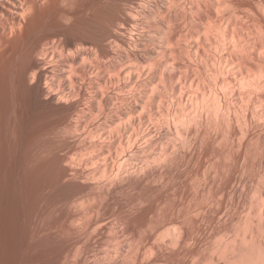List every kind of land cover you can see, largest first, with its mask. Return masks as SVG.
Here are the masks:
<instances>
[{
	"label": "bare ground",
	"instance_id": "6f19581e",
	"mask_svg": "<svg viewBox=\"0 0 264 264\" xmlns=\"http://www.w3.org/2000/svg\"><path fill=\"white\" fill-rule=\"evenodd\" d=\"M40 1L0 0V123L8 142L19 126L12 95L17 88L33 89L39 106L17 184L7 185L0 175V241L9 244L2 264L21 263L23 219L42 238V228L37 230L42 226L34 227L42 216L51 217L47 224L53 230L47 238L55 243L65 239L53 264H197L198 255L209 258L190 245L193 222L202 214L203 203L211 206L230 183L235 185L230 194L239 198L247 192L250 203L244 209L230 195L238 206L221 213L237 220L264 217V0H85L95 20L85 24L87 37L69 54L57 50L46 36L33 37L27 22ZM107 20L113 21L112 28L103 34L102 21ZM60 102L75 112L54 124L52 108ZM68 128L78 132V152L92 167L84 173L94 185L89 196L66 191V169L57 176L49 170L62 144L58 134ZM67 157L61 160L70 164L73 158ZM185 159L193 162L196 175L206 177L200 198L176 205L169 199L171 205L167 196H158L136 219L133 228L142 235L132 233L126 249L119 241L117 254L112 247L120 238H113L117 256L104 245L93 251L92 234L108 225L106 185L133 174L157 176L158 169ZM144 201H133L134 207ZM126 216L121 219L125 223ZM251 245L237 253L235 249L229 258L238 264H264V249L256 252ZM163 247L172 250L161 252ZM34 253L33 264L50 263L42 253Z\"/></svg>",
	"mask_w": 264,
	"mask_h": 264
},
{
	"label": "rangeland",
	"instance_id": "374dc122",
	"mask_svg": "<svg viewBox=\"0 0 264 264\" xmlns=\"http://www.w3.org/2000/svg\"><path fill=\"white\" fill-rule=\"evenodd\" d=\"M84 2H85V0H42V2L40 1V8L39 7L35 8L34 12L31 14L32 16L30 15V17L28 18L29 20L27 22V23H29V26H31L30 30H31V32H33L32 33L33 37L36 39L40 38L42 36L48 37L52 46L56 47L57 50H62V52L65 54L66 53L69 54L70 52H68V51H70V49L72 51L73 49H75L77 47L79 48L80 45L82 46L81 41L87 37V34H86L87 28H85V24L87 22H91V21L95 20L94 13L91 10H88L84 7ZM126 4H129V3H126ZM37 9H38V11L36 12ZM35 12H36V14H35ZM102 23H103V25H102ZM102 23H101V25L103 27L102 32H103V30L104 31L106 30V27L110 28V29L112 28L111 26H112L113 21L111 23L110 20L109 21L107 20L106 22L102 21ZM104 25H106V26H104ZM107 25H109L110 27H108ZM88 30L94 31V29H91V28H89ZM107 31H108V29H107ZM107 31H105V32H107ZM103 34H104V32H103ZM72 46L75 48H72ZM18 88H20V89H18ZM18 88H17V91H15L12 95H13L14 106L16 108L15 113L18 116L17 120L19 118L20 119L18 120V123H17L19 126L17 127L16 130H14V134L13 135L11 134L10 140L12 139V141H9V142L7 141V140H9L8 139L9 137L8 138L5 137L4 124L0 123V128H1L0 129V138H1L0 143L2 141V149L0 148V175H1L2 181L9 186H13V185L17 184L18 175H19V163H20V159L22 156V152H23V149L25 147V144H26L28 138L31 137L33 131L35 130L36 120L38 117V110H39V106L36 103L37 100L35 98L36 96H35L34 90L25 88L21 85ZM14 96H16V97H14ZM68 108H69L68 104L64 103V102H60L59 104L53 105L52 118H53L54 124H56V122L58 123L59 119L62 118L63 115L67 116L70 114L71 115L74 114V112H75V111H73L74 109L72 107H70L69 109ZM62 110H64V113L62 112ZM68 111H70V112H68ZM72 129L73 128L69 129L67 132L62 131V133L58 134L59 140L62 141V144H60L59 147H57L58 149L56 148L55 160H54V163H52L51 168H49V170L53 176L54 175L57 176V175H59L60 171H63V168L66 169L67 175H68L67 179H66V184H67V188L69 187V189H67L66 191L69 190L71 193L75 194L76 196H89V194H92L91 189L94 185H92V183H93L91 181L92 178L89 176L90 178L88 177V179H86V177H84V175L89 174L90 168L88 169L87 167H91V166L85 165L84 158H83L84 156H81L79 153L80 152V147H79L80 144H79V146L77 145L78 142L80 141L79 140L80 138H78L79 135L77 136L78 132L76 133V130L74 131V129L73 130ZM70 131H72V132H70ZM253 132H254L253 134H255V132H257V130L253 131ZM66 133H68V134H66ZM251 134H252V132H251ZM60 135H61V137H60ZM55 137L58 138L57 136H55ZM75 137H77V139H75ZM5 138H7V139L5 140ZM2 139L4 141H6V143H3ZM77 140H79V141H77ZM4 144H5V146H4ZM78 147H79V150H78ZM76 149H77V151H76ZM72 151H74V152H72ZM75 152H77V153H75ZM63 156L64 157L68 156L67 157L68 159H70L71 157L73 159L75 158V161L71 158L73 160V163L75 162L73 165L75 166L77 164V162L80 165L77 164L75 167L73 165H70V164H72V162H71L72 160H69V162L67 161L70 164L63 162L61 160V158H63ZM76 156H79V158L82 157L83 159L82 158L79 159ZM81 159L83 160V162ZM76 160H78V161H76ZM186 160L187 159L182 160V163L180 162L178 165L177 164H175V165L173 164V166L171 165V168H170V165H168L167 166L168 169H166L165 167L160 168V170L158 169V173L156 171H155L156 173L154 172L155 174H157V176L155 174H154L155 176L151 175L153 178L150 177V175H148V174H147V177H145L146 173H143L145 176L143 174L141 175V173H140L139 175L133 174L134 176L132 175L130 177L132 179L128 178L129 180H126V181H125V179H121L119 181L115 180L111 183H108L106 185V189L109 188V189H107L109 194L107 196H105L106 198L101 197V198H103L104 202L108 203V207H109L106 209V211H105L106 214L104 217L105 222L108 223V225H107L108 228H106L107 226H105V227H103V229H101V231H98L99 233L95 232V233H93L94 235L92 234L93 237H91L92 240L90 241V245L93 246V247H91V248H93V251L95 250V248H96L95 252H97L98 250H101L102 248L108 247V250L110 249V251H112L111 254L114 255L115 250L117 251L116 253L118 254V251H119L118 248H120V246L124 247L123 249H126L127 246L133 241L132 239L134 237L133 236L131 237L132 233L137 234L138 233L137 231H140L138 229V227H137V230H135L133 228V226H137V225H135L138 222V220L136 221V219L139 217V215H141L142 213L145 212V210L148 207L147 204L153 203L154 200H156V198H158V196L159 197L164 196V198L167 196L166 198L168 201L170 199V201H173V203L176 202L177 204L181 201L183 202V200L188 202V200L190 198L191 199L195 198V200H196V197H197V199H199L200 198L199 195L201 194L203 187H205L206 177L203 174H202L203 176L200 174H199L200 176L196 175V173L194 171L196 168L195 165L193 164L192 161H188V160L186 161ZM183 161H185V162H183ZM186 163H188V164H186ZM84 166H86V167H84ZM169 169H170V172H169ZM168 174H170V175H168ZM72 176H73V178H72ZM135 177L136 178L141 177V178L136 179ZM192 180H193V182H192ZM128 181H129V183H128ZM86 186H88V187H86ZM114 186H116V187H114ZM197 186H198V188H197ZM234 186L235 185L233 183H230L228 185V187L226 186V188L222 192L223 194L222 193L218 194V197L221 194H222V196H220V199L217 197L218 199H216V201H215L216 203L214 202L215 205H213L214 203L211 206H208L211 203L210 204H204L203 203V206L200 205L202 208V209L200 208L201 211L203 210L206 213H208V216L207 215L203 216L205 213V212L203 213V211H202L203 215L201 213H199L198 216H196L195 221L193 222L195 224V227L193 225V228H195V229L191 230V234L193 237L189 236L190 239H192V240H190V242H191L190 245H192V247L194 246L193 248H195L196 251H201L202 253L205 252V255H207L206 257L209 259L204 260L200 255H198L197 264H203L205 261H206V264H238L240 262H238L237 260L236 261L234 260L235 261L234 262V261H232L233 259L229 258L230 256H228V255L232 254L235 249L237 251H235L234 253H237L238 250L240 251V248H241V250L246 249V248L250 247L251 244L253 245L256 252H258L257 251L258 249H261V250L264 249V217L254 214V216L253 215L250 217L246 216L247 219L245 218V216H243L242 217L243 219L239 218L240 220L239 219L237 220L236 217L231 218L230 216L221 213L223 210L226 211L227 208H228L227 210H229V209L234 210L236 207L237 201L238 202L241 201L240 205L242 204L244 209L248 208V206H249L248 204L250 202H248V201H250L249 199H250L251 195H249V193L246 192V194L245 193L242 194L243 196L241 195L242 197H239L240 199L237 198V196L231 195L233 193L232 189H234ZM122 190H124V191H122ZM157 190H158L159 194H157ZM230 192H231V194H230ZM81 193H82V195H81ZM161 193H162V195H161ZM122 194H124V195H122ZM169 195H170V197H169ZM230 195H231V197L232 196L235 197L234 200L236 201V199H237V201L233 202L234 201L232 199L233 197L231 198ZM142 196H144L145 201L142 202L143 204H140L141 203L140 198H141V201L144 200V198ZM142 198H143V200H142ZM172 198L173 199L175 198V199L172 200ZM241 198H243V199H241ZM230 199H232V200H230ZM133 201H136V202L139 201L140 203L139 204L137 203V206L134 207V205H136V204H134ZM131 202H133L132 203L133 205L130 206ZM144 203H145V205H144ZM170 203L172 205V202H170ZM176 203H175V205H176ZM260 204H261V202H260ZM175 205L173 204V206H175ZM205 205L208 208L205 207ZM216 205H218L217 209L215 207ZM237 206H238V204H237ZM130 207L131 208L133 207V208L131 209ZM138 207H141V208H138ZM219 207H220V209H219ZM216 210L218 213L216 212ZM219 210H220V213H219ZM137 212H139V213H137ZM11 214H12L11 211L8 212L9 220H11V217H12ZM123 216L124 217L126 216V219L128 220L127 221L125 219L127 221L126 223L124 220H121L123 218ZM135 216H137V217L135 218V221H134L133 218ZM206 216L208 218H206ZM226 216H227V218H226ZM43 217L44 216H42L41 218L43 219ZM129 217H131V218H129ZM41 218L38 219L39 223H37L36 224L37 226H35L34 228H36V227L38 228L39 225L42 226V227H39L37 229L40 233V229L42 228L41 230H43V231H41V233H40L42 238L39 235L38 236L34 235L33 228H32V226H30L31 224L30 223L27 224L28 221L23 219L22 222L20 223V232H19V238L20 239H19V245H18V247H20L19 251L21 250L20 251L21 252L20 253L21 254L20 255V257H21L20 262L21 263L20 264H33L34 260L36 259V255H33V254H35L34 253L35 251L39 252V254L42 253V255H44L43 257H45V256L47 257V258L45 257L46 259L45 258L44 259L47 260L48 263L50 262L51 264H53V259L58 257V255H57V254H59L58 251H60V249L62 248L61 246H64V242H65L64 237H60L57 239V241L59 243L57 241H56V243H55V241L52 242V240L47 238L46 234L48 233V231L50 229L53 230L52 227H50L47 224L48 223L47 221H50L51 217L50 218L48 217L49 220H47V218H46V220H42ZM217 219H219V220H217ZM39 220H42L45 223H43ZM118 220H120L121 222H119ZM130 220H132L133 222ZM116 222H118V223H116ZM129 222H130V224H129ZM42 223L44 225H42ZM132 224H134V225H132ZM47 225L49 226V228L47 227ZM128 225H130L131 227L129 228ZM29 226L31 228H29ZM43 227H46L47 231H45V228H43ZM239 227H241V228L239 229ZM119 228L122 231L119 230ZM104 229H106V230H104ZM133 229L135 230V232H133ZM229 230H231V231H229ZM192 231H193V233H192ZM50 232L51 231H49V233ZM101 232L102 233L105 232V233L101 234ZM32 233H33V235H32ZM251 233H253V234H251ZM115 234L118 235L117 238H115ZM140 234H141V231H140ZM110 235H111V237L113 235V237L111 239H109ZM34 236L36 239L34 238ZM122 236L124 237L125 240L122 238ZM104 237H105V239H104ZM136 237L139 238V236H136ZM61 238H63V241L61 240ZM113 238L115 240L120 238L118 241L116 240L118 243H115V245H114V243L112 244ZM129 238H131L132 241ZM59 239L61 241H59ZM108 239L111 242H109ZM34 240H36V241H34ZM105 240H106V243L104 244ZM121 240H122V242H121ZM210 240H211V242H210ZM255 240H256V242H255ZM119 241H120V244L122 243L120 246L118 245ZM127 241L128 242L130 241V243H128ZM125 242H126V244L127 243L128 244L126 245ZM192 242L194 245L192 244ZM2 243H4V244H2ZM6 243H7L6 241H0V264H2L4 253H5L3 251L9 245L8 243L7 244ZM93 243L95 244V247H94ZM100 243H101V245H100ZM69 244H71V243H69ZM206 244L207 245L210 244L211 247L206 246ZM102 245H104V246L101 248L100 246H102ZM113 245L115 247H112ZM117 245H118V247H116ZM231 245H233L232 247H234V248H232ZM252 245H251V247H252ZM30 246H31V248H30ZM34 246H35V248H34ZM55 246H57V247H55ZM111 247L113 249L115 248L114 251ZM206 247H208V248H206ZM230 247H231V250H230ZM36 248H38V249L36 250ZM168 249L170 251L172 250L171 248L166 249V247L165 248L163 247L161 252H165ZM46 250L47 251L49 250L52 252H47ZM208 250H209V252H207ZM44 251H46V252H44ZM201 252H199V253H201ZM227 252H229V253H227ZM207 253H210V254H207ZM225 253H227V255ZM117 254H115V255L117 256ZM53 255H54V257H53ZM201 259L204 261L201 262ZM228 259H230V260H228Z\"/></svg>",
	"mask_w": 264,
	"mask_h": 264
}]
</instances>
